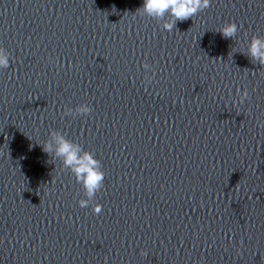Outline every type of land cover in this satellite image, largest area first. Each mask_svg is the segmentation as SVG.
Masks as SVG:
<instances>
[{"label": "water", "instance_id": "water-1", "mask_svg": "<svg viewBox=\"0 0 264 264\" xmlns=\"http://www.w3.org/2000/svg\"><path fill=\"white\" fill-rule=\"evenodd\" d=\"M142 3L0 0V264H264V66L243 54L264 0H211L171 33ZM50 130L101 162L99 215Z\"/></svg>", "mask_w": 264, "mask_h": 264}, {"label": "clouds", "instance_id": "clouds-1", "mask_svg": "<svg viewBox=\"0 0 264 264\" xmlns=\"http://www.w3.org/2000/svg\"><path fill=\"white\" fill-rule=\"evenodd\" d=\"M211 0H143L142 6L136 12L142 17H148L160 22L163 31L171 33L176 29L177 22L192 19L198 13L210 7ZM238 26L236 23L228 22L215 30L223 38L235 40L237 37ZM235 51H231L234 53ZM246 55L250 62L264 66V37L253 35L246 42ZM11 60L10 53L0 48V69L9 67ZM56 63L55 59L51 61ZM63 67V64H60ZM146 73L153 71L148 63L142 65ZM154 75V71H153ZM153 80L152 75H145L144 83L150 84ZM247 89H237L238 100L236 103L243 104L249 99ZM93 111L88 103H81L75 108L66 107L62 116H88ZM258 128H264V119L257 121ZM41 149L50 160H58L62 170H66L74 178L75 182L81 186L82 198L77 201L80 208L91 205L93 214L99 215L102 212V205L93 203L97 194L104 187L105 173L102 170L101 162L95 158V154L85 150L81 144L68 139L60 130H50L48 137L43 143L39 144ZM142 256L145 252L140 253Z\"/></svg>", "mask_w": 264, "mask_h": 264}]
</instances>
